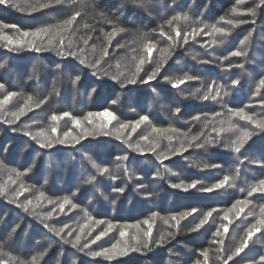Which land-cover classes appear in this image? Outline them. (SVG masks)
<instances>
[{
	"label": "snow or ice",
	"instance_id": "1",
	"mask_svg": "<svg viewBox=\"0 0 264 264\" xmlns=\"http://www.w3.org/2000/svg\"><path fill=\"white\" fill-rule=\"evenodd\" d=\"M126 2L145 10L151 6V0H126ZM249 2L252 6L243 7ZM177 3L178 0H171L172 5ZM0 6H7L28 14L59 8H67L70 11V14L64 18H53L51 22L39 23L30 27L6 23L0 19V44H3L12 53H20L26 50L36 53L54 52L57 57L61 58L59 62L54 63V70L57 73L67 74L72 89L78 90L81 81L86 76L85 69L91 72L93 76H108L111 80L119 83L121 87L138 83L148 84L155 81L160 77L176 48L188 44L189 40L195 41L199 36L210 37L209 41H205L204 47L214 49L223 46L232 35L233 30L246 23H255L261 11H264V0H234L231 7L214 22L206 21L202 15L193 18L186 11L174 12L173 15L160 20L155 27L149 28L147 31L129 28L114 15L110 16L104 12L96 13L99 17L97 23L102 22L104 27L97 28L87 22L78 25L77 18L82 16L85 9H91L95 12L93 0H0ZM241 17H250L251 19ZM81 31L84 34H81ZM254 31L255 29L249 31L239 41L237 47L220 59L225 62L232 57L247 60ZM97 32L99 35H96L95 39L101 41L99 46L95 42L90 43ZM122 34L133 35V39L127 44L117 43L116 45L117 48L126 49V55L117 59L114 65H108L105 68L104 65L106 58L110 55L109 49L112 47V42ZM157 35L165 37L166 41L161 44L155 38ZM192 59L199 63H211L210 60H200L197 54H193ZM7 63V60L0 63V68H4ZM234 67L244 69L245 65L244 63L237 65L228 63L225 70L231 71ZM109 68H114L115 71H109ZM243 75H248V73L245 72ZM242 78L243 76H237L235 79H231L230 84L212 81L205 86L202 83V77L189 71L163 76V80L173 89H181V86L185 85L186 82L201 81V87L192 91L181 89L184 99L196 98L222 103L224 110L221 112L212 113L210 116L197 114L191 117L193 122H201L200 131L197 132H193L191 128L185 130L177 127L171 122L167 126H158L147 112L144 114L136 113L134 108L130 111L136 113L137 118L122 120L117 114L118 110H113L119 104L120 97L111 99L108 107H103L101 110H90L80 115H75L72 111H53L47 117L46 123L31 118L28 122H22V117L41 109L54 97L60 96V89L54 83L52 90L45 94L35 91L26 92L23 88L9 90L8 83L3 79H0V121L14 126L12 127L13 132L23 133L43 149H53L57 145H71L73 147L80 145L84 147L81 141L102 135L114 136L133 152L153 153L161 164L169 160L170 157L187 152L190 148L205 149L218 144H222L223 147L230 149L233 153L242 154V149L245 148L248 141L257 132H264V111L260 113L249 111L248 109L254 107L252 102L241 107H229L223 104L224 98L232 95V89L241 84ZM26 79L27 81L40 79L35 65ZM262 89H264V74H260L253 96L259 94ZM95 93V86H89L88 96L91 97ZM156 96L159 97L160 93L157 92ZM256 103L264 109V98L259 99ZM170 111L178 119L181 108H170ZM61 122L66 124L70 122L71 126L61 131ZM240 122H247L248 126H241ZM142 126L145 127L144 133L134 141L133 135ZM209 128L210 132L208 131ZM226 135H230L232 138L225 141ZM162 141L168 142L166 148L161 147ZM10 147V143L0 144V152H9ZM27 150L26 145L21 151L26 152ZM81 156L91 171L82 177L80 184L77 185L71 195L63 197L49 196L43 185L37 186L26 183L24 178L32 173L36 167V158L39 157V153H37L36 158H32L27 167L23 168L9 166L4 159H0V197L6 198L9 203L36 217L49 233L59 238L64 244L70 245L79 253L93 259L101 258L108 264L118 260V258L126 257L130 253L146 254L154 248L166 245L180 233L181 222L189 217H192L193 221L191 226L186 229L188 233L199 232L205 225L209 224L210 220H213L214 213L220 221L215 225V231L212 233L211 244L216 245L215 249L212 247L199 249V256L194 264H229V261L238 264L234 258L239 257L249 248L250 241L257 233L264 234V205H260L258 214L252 211L248 213L254 217V222L249 223L238 238H233L234 243L230 249H225V238L229 232V225L233 223L234 219H238L246 208L253 205L252 197L254 194H264V178L251 182L247 189H240L242 193L246 192V194L242 199L235 200L226 209L211 207L205 211L191 207L172 212L166 216L153 211L144 219L131 223L120 220L97 219L87 208L74 202L73 197L80 194L82 186H91L105 200L116 205L128 189L127 181L134 178L142 180V178L129 167L127 152L117 156L112 164L97 159L89 151L82 152ZM244 160L249 161V158L245 156ZM249 162L252 164L264 163V161L256 159ZM48 163L51 167L55 161L50 159ZM193 166L202 170L220 167L218 164H200L196 161H193ZM165 173L178 176L177 173L172 172L167 167L163 171L157 170L153 175L156 179H163ZM121 175L126 176L127 181L121 180ZM239 175L240 168L238 166L232 173L225 174L222 178L208 185H204L198 179H191L190 181L179 179L178 182L172 183L171 187L185 192L196 189L204 193H213L216 190L236 187ZM103 179L108 181L119 180L121 186L110 185L111 191L106 195L100 188ZM46 183L47 179L45 178L44 184ZM136 191L147 197L153 195L142 182L136 184ZM24 193L30 195L20 201L19 197ZM45 205H51V210H44ZM66 208L69 211L80 209L83 214L82 223L78 222L75 227L71 228L67 224L61 227L50 224L54 214H58L57 210L59 213H64ZM157 220H160L167 227L154 236L153 228ZM6 221L7 214L5 213L0 216V225L8 227V231L3 238H0V264H42L44 257L50 250V245L48 248L33 252L26 259L10 247L13 238L20 229V224L16 223L9 227ZM101 226L104 227L101 228ZM97 229L100 230L97 231ZM114 230L118 231L119 239H116L109 247L98 245L96 249L93 248V245H97V242ZM37 243L39 244V241ZM213 252L215 253L214 262L212 260ZM63 255V252L59 253V257H63ZM59 257L56 264H60ZM71 264H78L77 259L73 258ZM243 264H264V254H260L258 259L245 260Z\"/></svg>",
	"mask_w": 264,
	"mask_h": 264
},
{
	"label": "trees",
	"instance_id": "2",
	"mask_svg": "<svg viewBox=\"0 0 264 264\" xmlns=\"http://www.w3.org/2000/svg\"><path fill=\"white\" fill-rule=\"evenodd\" d=\"M93 3L95 4V12L91 9H85L82 16L77 18L78 25L87 22L97 28L104 27L102 22L97 23L99 17L96 15L97 12H104L110 16L114 15L129 28H139L147 31L149 28L155 27L160 20L173 15L174 12L186 11L193 18L202 15L206 21L214 22L231 7L234 0H178L176 5H172L171 0H151V6L147 10L135 7L126 0H93ZM249 6H252L250 2L243 5V7ZM68 14H70V11L67 8L28 14L7 6H0V19L6 23L19 24L21 27L51 22L53 18H64ZM241 18L251 19L250 17ZM253 29L255 31L247 60L232 57L225 62L220 59L237 47L239 41ZM81 34H84V32L81 31ZM96 35H99V33L94 34V39L90 43L95 42L99 46L101 41L95 39ZM155 38L161 44L166 41L165 37L159 35ZM132 39L133 35L122 34L112 42V47L109 49L110 55L106 58L104 65L105 68L108 65H114L117 59L126 55V49L117 48V43L127 44ZM209 40L210 37L199 36L195 41L189 40L188 44L176 48L162 70L160 77L148 84L138 83L121 87L119 83L111 80L110 77L93 76L91 72L85 69L86 76L81 81L78 90L72 89L67 74L57 73L54 70V63L61 60L54 52L36 53L26 50L20 53H12L3 44H0V63L5 60L8 62L4 68H0V79L8 83L9 90L23 88L26 92L35 91L45 94L52 90L54 83L60 89V96L54 97L41 109L22 117V122H28L31 118L46 123L47 117L53 111H72L73 114L80 115L90 110H101L103 107H108L111 99L120 97L119 104L113 110H118L117 114L122 120L136 119V113L144 114L147 112L152 121L158 126H167L171 122L177 127L185 130L191 128L193 132H197L200 131L201 122H193L191 120L192 116L197 114H208L210 116L212 113L221 112L224 109L221 102L203 101L196 98L184 99L181 89L192 91L201 87V81L186 82L185 85L181 86V89H173L163 80L165 75L179 74L182 71H189L202 77V83L205 86L212 81L230 84L231 79L243 76L241 84L232 89V95L225 97L223 104L229 107H241L252 102L254 107L248 109L249 111L256 113L264 111L256 103L259 99L264 98V89L253 96L259 76L264 74V11H261L254 24L251 22L246 23L233 30L232 35L223 46L214 49L204 47L205 41ZM193 54H197L200 60H210L211 63H199L197 60L192 59ZM228 63L233 65L244 63L245 67L244 69L234 67L231 71H226L225 66ZM34 65L40 79L38 81H27L26 78L31 74ZM108 70L115 71L114 68ZM245 72L248 75H243ZM89 86H95L96 88V93L91 97L87 94ZM153 89H155V92H153ZM157 92L160 93L159 97L156 96ZM149 106L151 107L149 108ZM175 107L181 108L178 119L170 111V108ZM133 108L136 109V113L130 111ZM240 123L241 126H248L247 122ZM70 126V122L67 124L61 122V131ZM12 127L14 126L0 121V144L10 143L11 145L9 152H0V159H4L9 166L23 168L27 167L32 158H36L37 153H39V157L36 158V167L24 179L28 184L43 185L46 193L52 197L71 195L77 185L80 184L82 177L91 171L87 162L82 159V152L89 151L97 159H102L109 164L114 163L117 156L127 152L129 167L142 180L134 178L127 181V177L121 175V180L127 181L128 189L116 205H112L109 200H105L94 188L87 185L82 186L80 194L73 197L74 202L87 208L97 219L120 220L121 222L131 223L144 219L153 211L166 216L172 212L191 207H197L205 211L211 207L226 209L235 200L242 199L246 194V192L242 193L240 189H247L251 182L264 178V163L252 164L249 162L252 159L264 161V132H257L242 149V154L233 153L230 149L223 147L222 144H218L205 149L190 148L187 152L170 157L169 160L161 164L153 153L133 152L114 136L89 137L87 140L81 141L84 147L80 145L75 147L57 145L53 149H43L23 133L13 132ZM73 131H76V129H73ZM144 131L145 127L142 126L133 135L132 139L135 141ZM208 131L210 132V128ZM213 135L215 134L213 133ZM231 138L230 135H226L224 140L228 141ZM26 145L28 150L22 152L21 150ZM167 146V141L161 142L162 148ZM245 156L249 158V161L244 160ZM50 159L55 161V164L51 167L48 163ZM193 161L200 164H218L220 167L202 170L193 166ZM238 166L240 175L234 188L204 193L196 189L185 192L171 187V184L178 182L179 179L188 181L198 179L204 185H208L222 178L223 175L232 173ZM165 167L177 173L178 176L165 173L163 179H156L153 174L157 170L163 171ZM45 178L47 179L46 184H44ZM138 182L146 185L148 191L152 192L153 195L147 197L136 191ZM112 184L121 186V181L103 179L100 188L107 195L111 191L110 185ZM29 195V193H24L19 197V200L23 201ZM252 200L253 205L246 208L245 212L229 225V232L225 238L226 250L232 247L233 238H238L243 229L249 223L254 222V217L248 215V213L250 211L256 214L259 213V206L264 205V194L256 193ZM51 207V205H45L44 210H51ZM5 213L7 214L6 223L9 227L16 223L20 224V229L13 238L10 247L26 259L33 252L48 248L50 245V250L44 257L42 264H56L61 252L64 255L59 257L60 264H71L73 258L77 259L78 264H108L101 258L93 259L79 253L70 245L64 244L59 238L49 233L36 217L9 203L6 198L0 197V216ZM57 213L50 221V224L56 227L67 224L71 228L75 227L78 222L82 223L83 214L80 209L69 211L66 208L64 213H59V210H57ZM192 221V217L182 221L180 233L166 245L154 248L146 254L130 253L126 257L111 262V264H169V262L171 264H194L199 256V249L205 247L215 249L216 245L211 244L212 233L215 231V225L220 221L214 213L213 220H210L209 224L205 225L199 232L188 233L186 229L191 226ZM166 227L160 220H157L153 228V235H157L159 231L164 230ZM99 230L97 229V231ZM7 231L8 227L0 225V238H3ZM119 238L118 231L114 230L97 242V245H93V248L96 249L98 245L109 247ZM37 241H39V244ZM260 254H264V234L257 233L250 241L249 248L234 259L238 264H243L245 260L258 259ZM212 260L215 261L214 252ZM229 264H234V262L229 261Z\"/></svg>",
	"mask_w": 264,
	"mask_h": 264
}]
</instances>
